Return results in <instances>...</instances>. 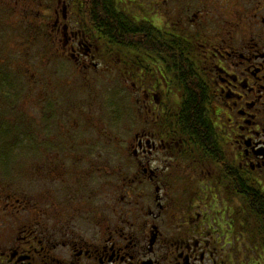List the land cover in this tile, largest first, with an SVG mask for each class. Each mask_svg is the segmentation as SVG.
Returning <instances> with one entry per match:
<instances>
[{
	"label": "flooded vegetation",
	"instance_id": "af4514ba",
	"mask_svg": "<svg viewBox=\"0 0 264 264\" xmlns=\"http://www.w3.org/2000/svg\"><path fill=\"white\" fill-rule=\"evenodd\" d=\"M12 1L25 32L0 69L30 94L0 96V264H264V0ZM39 36L79 77L128 89L120 120L137 128L96 132L91 77L32 95ZM77 82L88 95H63Z\"/></svg>",
	"mask_w": 264,
	"mask_h": 264
},
{
	"label": "rangeland",
	"instance_id": "374dc122",
	"mask_svg": "<svg viewBox=\"0 0 264 264\" xmlns=\"http://www.w3.org/2000/svg\"><path fill=\"white\" fill-rule=\"evenodd\" d=\"M14 0L11 2V4H13ZM38 0H33L34 4H37ZM35 6V5H31ZM21 4L18 2L17 4V9L20 11V14L23 16L25 14L30 15L32 17V28L34 31L37 30V26H35V18H36V12H35V8L32 7L33 11L28 10V13H24L21 11ZM19 15V13H14L13 10H7L3 7H0V42H3L4 38L7 37L8 34L10 33H15V32H22V34L25 32L23 26L19 23H11V25L7 24L8 21L10 20V17H14ZM39 15H46L44 13H39ZM13 20V19H12ZM18 22V21H17ZM4 43V42H3ZM4 47V48H3ZM43 51H46L45 49V39L43 36H39L36 40H33V45H32V49L30 51V56H29V61L31 63H38V64H45V66L42 64L41 68L37 67L39 70L35 71L34 73L37 74V80L39 81L35 87V90L32 92V95H41L42 94V87H46L47 89H49V92L51 94H55V93H59L60 90L59 86H55L53 85V83H56L57 81H60L58 84L62 83L61 80H69L71 78L74 79H80V82L86 77V78H92V75L90 73H82L80 74L79 77V73L77 72H72L71 69H67L69 66H67V63H62L61 60H59L56 56L52 55L50 56L49 53L48 54H43ZM10 53H14V51L10 50L9 51V47L6 46V43L4 46L0 45V64L1 63H11L12 62V57H8V59H1V57H4L5 55H8ZM43 54V55H42ZM14 60L16 61H20L22 62L23 59L21 57V55H19V51H17L15 53V56L13 57ZM61 64V68L59 67V65ZM59 69L61 70V72L59 71ZM11 73V72H9ZM25 73V72H24ZM23 72H15V76L18 78H16L18 84L16 85L17 87V94L18 96H20V99L23 97H26L27 95L30 94V91L28 90V88H26V84L24 82L25 80V76H24ZM12 74V73H11ZM117 72H110L107 75V78L109 79H113V78H117L116 77ZM97 80L94 79V81H96L95 86H93V88H91V90L93 89L92 96H93V102L95 103V110H93V115L95 114L96 117V132H101L102 127L107 128L113 135H118L121 130H123L124 128L127 127L129 134L132 133L133 129H136V123H135V119L130 116H128L127 119V126H125V124H121V120H120V113L124 112L128 115L134 111H136L135 107L133 106V103H131V95L128 94L127 95V90L126 88H117V87H111V85H109L110 87H102L101 84L99 85V83H101L102 79H105V77L103 76V78H96ZM15 80V79H14ZM114 81V79H113ZM99 82V83H98ZM79 82L75 83V85L72 87L73 91L68 95L67 92H65L63 95H66V97H72L74 95H76V93L79 92L78 96L79 97H75V98H82L84 97V95H88V93L86 92V90H90L89 86L85 85L83 86L82 84L78 85ZM131 90V88H129ZM67 90H72L70 88H68ZM107 93V94H106ZM109 93V94H108ZM112 93V94H111ZM3 95L5 93H2ZM106 94V95H105ZM44 95L45 91H44ZM1 96V94H0ZM109 100L112 99V103L113 104V115L109 114V112L106 109V101L105 100ZM55 101V100H54ZM105 101V103H103ZM104 104V109L101 108V104ZM16 106H18L16 104ZM121 107H123L121 109ZM124 109V110H123ZM18 110V108H17ZM121 111V112H120ZM122 116V115H121ZM125 116V115H124ZM126 117V116H125ZM34 122H36L38 124L37 127H33L35 130H40L42 129V123L40 121V119H38V117H33ZM14 121V120H13ZM51 127V126H50ZM48 127V128H50ZM51 131V130H50ZM23 148V147H20ZM18 150V148H17ZM15 151L14 153L16 155H23L25 154V150L24 149H20L18 151ZM6 154H10L9 152H7ZM15 156V155H14ZM14 156H9L7 159L12 160L14 159ZM100 158V157H98ZM3 157L0 155V164H3Z\"/></svg>",
	"mask_w": 264,
	"mask_h": 264
},
{
	"label": "trees",
	"instance_id": "16d2710c",
	"mask_svg": "<svg viewBox=\"0 0 264 264\" xmlns=\"http://www.w3.org/2000/svg\"><path fill=\"white\" fill-rule=\"evenodd\" d=\"M103 1L106 2L107 0H103ZM95 5H99V4L96 3ZM93 10L96 11V9H94V8H93ZM113 19L115 20L114 24L119 25V28H120L119 30H123L122 27L120 26L121 24H120L119 16H117L116 19L113 17ZM114 24H113V26H114ZM3 42L6 43V44L9 43L8 36L6 38H4ZM3 42H1V43H3ZM16 78H18V76L16 77L13 73L11 74V73H9V71H5L3 69H0V94L1 95H3L2 93H5L3 96H8V95H11V94H14V95L18 96L17 87L14 88L12 86V84H11L12 80H14V79H15V81L17 80ZM17 84H18V82H17ZM185 111H187V112L198 111L196 103L190 102L189 104H187L185 106ZM198 119H199V117H197V120Z\"/></svg>",
	"mask_w": 264,
	"mask_h": 264
}]
</instances>
